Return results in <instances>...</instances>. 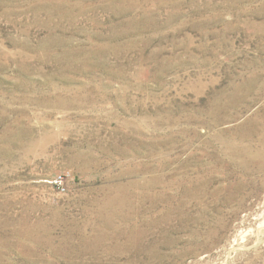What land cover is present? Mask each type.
<instances>
[{
  "label": "rangeland",
  "instance_id": "obj_1",
  "mask_svg": "<svg viewBox=\"0 0 264 264\" xmlns=\"http://www.w3.org/2000/svg\"><path fill=\"white\" fill-rule=\"evenodd\" d=\"M0 264H264V0H0Z\"/></svg>",
  "mask_w": 264,
  "mask_h": 264
},
{
  "label": "built area",
  "instance_id": "obj_2",
  "mask_svg": "<svg viewBox=\"0 0 264 264\" xmlns=\"http://www.w3.org/2000/svg\"><path fill=\"white\" fill-rule=\"evenodd\" d=\"M62 178L59 176L58 182L61 184Z\"/></svg>",
  "mask_w": 264,
  "mask_h": 264
}]
</instances>
